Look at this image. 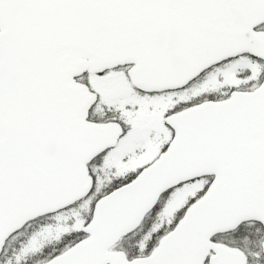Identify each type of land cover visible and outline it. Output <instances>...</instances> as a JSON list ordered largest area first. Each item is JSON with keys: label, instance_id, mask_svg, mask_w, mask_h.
<instances>
[{"label": "snow or ice", "instance_id": "6c2138e0", "mask_svg": "<svg viewBox=\"0 0 264 264\" xmlns=\"http://www.w3.org/2000/svg\"><path fill=\"white\" fill-rule=\"evenodd\" d=\"M0 264H264V0H0Z\"/></svg>", "mask_w": 264, "mask_h": 264}]
</instances>
